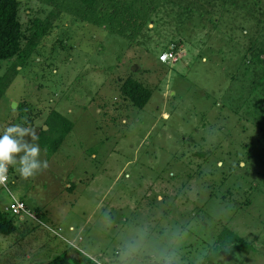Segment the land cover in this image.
Returning a JSON list of instances; mask_svg holds the SVG:
<instances>
[{
    "label": "rangeland",
    "instance_id": "rangeland-1",
    "mask_svg": "<svg viewBox=\"0 0 264 264\" xmlns=\"http://www.w3.org/2000/svg\"><path fill=\"white\" fill-rule=\"evenodd\" d=\"M19 2L24 35L34 20L48 34L0 97V135L28 116L50 132L53 110L73 128L41 148L46 170L9 167L0 211L22 201L34 219H14L36 230L0 235V264L66 246L99 264H203L225 230L252 248L214 264H264V76L245 63L264 0H98L90 18L71 0ZM129 76L152 92L142 110L120 95Z\"/></svg>",
    "mask_w": 264,
    "mask_h": 264
},
{
    "label": "trees",
    "instance_id": "trees-1",
    "mask_svg": "<svg viewBox=\"0 0 264 264\" xmlns=\"http://www.w3.org/2000/svg\"><path fill=\"white\" fill-rule=\"evenodd\" d=\"M71 1L80 6V8H83L85 14L90 15L98 0ZM19 8V0H0V69L3 63L10 64L6 71L0 74V97L10 86L18 73L29 66L30 59L35 53L39 41L48 34V25H46L45 22L34 20L30 26L28 36L24 35L23 26L18 19ZM103 15L107 16L106 13ZM90 17L91 15L89 18ZM93 22V24L98 25L94 20ZM101 23L107 24L108 27V22L106 20L101 21ZM248 40H250L247 49V52H249V59L246 60L245 63L247 64L249 62L251 65H257L262 74V78L264 76V37H262V35L258 37L257 35V37L249 38ZM12 60L14 61L12 62ZM19 68L21 70H19ZM254 88L256 89L257 85ZM119 91L124 100L128 101L135 109L139 110H142L147 105L152 96V92L149 88L130 76L122 81ZM28 106L29 105L25 101L18 105L19 118H24L25 115H27ZM33 121V116H28L24 122H26V125H31ZM45 125L50 132L41 131L38 143L42 149H45L48 155H53L57 152L66 136L71 132L73 123L53 110L48 114ZM197 155L203 156L202 153H198ZM14 216L17 215H12V218H9L5 213L0 211V235L10 236L21 233L20 226L14 219ZM217 243L216 246L209 249V253L205 256L203 264H214L217 259L227 253L240 250L248 251L252 248L251 244L245 239L232 231L226 230L218 236ZM45 264L99 263L84 255L79 249L73 246H66L61 254L51 258ZM104 264L108 263L105 262Z\"/></svg>",
    "mask_w": 264,
    "mask_h": 264
},
{
    "label": "clouds",
    "instance_id": "clouds-1",
    "mask_svg": "<svg viewBox=\"0 0 264 264\" xmlns=\"http://www.w3.org/2000/svg\"><path fill=\"white\" fill-rule=\"evenodd\" d=\"M39 135L26 122L12 124L4 128L0 135V185H7L10 166H17L19 175L28 179L49 167L46 159H41Z\"/></svg>",
    "mask_w": 264,
    "mask_h": 264
},
{
    "label": "built area",
    "instance_id": "built-area-1",
    "mask_svg": "<svg viewBox=\"0 0 264 264\" xmlns=\"http://www.w3.org/2000/svg\"><path fill=\"white\" fill-rule=\"evenodd\" d=\"M173 58V54L172 53H167V54H162L159 57V60L161 62H166L168 59H172ZM176 58L173 60L175 61ZM9 172V171H8ZM8 183V181H7ZM3 188H5L7 190V187L4 185H1ZM6 211H8L10 214L12 215H17V216H30L34 219V216H32L30 214V212L26 209L24 203L20 200H17L15 198L12 197L11 202L8 206V208H6Z\"/></svg>",
    "mask_w": 264,
    "mask_h": 264
},
{
    "label": "crops",
    "instance_id": "crops-1",
    "mask_svg": "<svg viewBox=\"0 0 264 264\" xmlns=\"http://www.w3.org/2000/svg\"><path fill=\"white\" fill-rule=\"evenodd\" d=\"M18 225L20 226V229H21L20 232H22V234H23V236H21L20 238H19L20 235H18V242H21V243H22V241H23L24 238H25V237H24L25 234H24L23 230H24L25 232H26V231H28V232H30V231L34 232V231L36 230L34 227H31L29 223H28V224L25 223V220H24L23 218H21V219L18 221ZM29 227H30L31 229H30ZM29 229H30V230H29ZM69 230L72 231V227H70ZM60 231H61V229H60ZM35 234H38L37 231H36ZM38 235H39V234H38ZM64 239H65V238H64ZM21 243H20V244H21ZM17 244H19V243H16V245H17Z\"/></svg>",
    "mask_w": 264,
    "mask_h": 264
}]
</instances>
